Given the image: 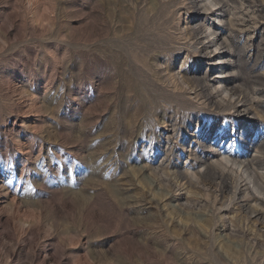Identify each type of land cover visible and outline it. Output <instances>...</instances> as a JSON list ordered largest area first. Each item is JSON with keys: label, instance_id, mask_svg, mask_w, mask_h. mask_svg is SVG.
<instances>
[{"label": "rangeland", "instance_id": "obj_1", "mask_svg": "<svg viewBox=\"0 0 264 264\" xmlns=\"http://www.w3.org/2000/svg\"><path fill=\"white\" fill-rule=\"evenodd\" d=\"M195 2L0 0V264H264V0Z\"/></svg>", "mask_w": 264, "mask_h": 264}, {"label": "bare ground", "instance_id": "obj_2", "mask_svg": "<svg viewBox=\"0 0 264 264\" xmlns=\"http://www.w3.org/2000/svg\"><path fill=\"white\" fill-rule=\"evenodd\" d=\"M214 1V0H213ZM194 3H196L195 2V0H194ZM213 3V2H212ZM205 26V25H204ZM197 29V28H196ZM195 29V30H196ZM194 30V29H193ZM199 32V31H198ZM210 36L211 37H214V40L213 41H211V42H209L210 44H214L215 46H216V49H219V46H222V43L220 44V43H218L219 41H220V39H219V34L215 31H213V33L212 34H210ZM210 37V38H211ZM209 39V38H208ZM198 40V39H197ZM202 40V39H201ZM200 41V40H199ZM199 44H201V45H203V49H207V45L204 43V41H201ZM198 49V48H197ZM196 50V49H195ZM197 51V50H196ZM222 59V58H221ZM190 81V80H189ZM231 97H232V95H231ZM209 99L210 100H212V103H215V105H216V102H215V100H214V98L212 97V94H210L209 95ZM241 102V100H239V102L238 103H240ZM222 103H223V101H222ZM233 103V102H232ZM232 103H228V106H231V108H236L237 110H239L238 109V106L237 105H233ZM227 104V103H226ZM219 107H221V104H217ZM228 106H227V108H228ZM226 107V106H225ZM263 154V153H262ZM245 157V155H243V154H238V153H234V154H231V153H229V152H227L226 153V156H225V158H226V160H227V162H229V163H233L234 165H236L238 168H240V169H243L244 171H245V173L246 172H249L248 170H249V168H251V166H254V165H256L257 163H260V162H264V158L263 159H254L253 161H248V162H246L247 160L245 159H243ZM193 158V157H192ZM254 158V157H253ZM202 164H204L205 165V168H206V170L209 172V174H205V175H200L201 177H202V179H201V181H208L209 180V178H211V179H219L220 180V188H221V190H219V191H221V194L220 195H217L216 196V198H215V200H214V202H213V206H212V208H213V210H214V206L216 207V206H218V205H221V208H222V206L223 205H225L226 207H224V208H228L227 210H239V212H240V210L241 211H243L244 213L246 212V213H248L249 211H251L252 212V214H251V216L252 215H255V216H252L253 218H258V217H260L261 215H262V213H264L263 211H261L260 210V208H258V205L256 206V205H254L253 206V204L251 205V199L253 200V201H259V199H257L256 197H251L250 199L248 198V200L247 199H243L242 197H240V194L242 193V187H241V185H240V182L239 181H237L236 182V180L238 179H236L235 180V178H234V176L232 175V174H228V173H226L225 171H226V169H225V171H220V172H217L216 171V168H218V167H214V165H215V163H214V165L211 163V162H208V161H206V160H203V163ZM227 167V166H226ZM207 171H206V173H207ZM230 171H232V170H230ZM234 172V171H233ZM186 173V172H185ZM188 173V172H187ZM181 174L180 175V178L178 177V179H181V183L182 184H185V186L186 187H188V188H196L197 186L196 185H198L197 183L198 182H194V180H193V177L191 176V173H190V175L189 174ZM234 174V173H233ZM249 174V173H248ZM246 175H247V173H246ZM264 175V174H263ZM235 176H236V174H235ZM239 175H237V177H238ZM250 176V175H249ZM214 177H216V178H214ZM251 177V184L253 183L254 185H255V188H257L258 190H259V188H260V186L259 185H257L256 183H254L255 182V180H256V178L258 179V178H260V177H262V175L261 174H258L257 172H256V174L254 175H251L250 176ZM200 178V177H199ZM241 179V178H240ZM215 181V180H214ZM259 181V180H258ZM179 182V181H178ZM179 182V183H180ZM209 182V181H208ZM218 182V181H217ZM257 182V181H256ZM263 182V181H262ZM201 184V183H200ZM204 184V183H203ZM213 184H215V183H213ZM232 186H231V185ZM181 185V184H180ZM261 185V184H260ZM182 186V185H181ZM232 188H231V187ZM183 187V186H182ZM218 187V186H217ZM218 187V188H219ZM219 188V189H220ZM218 190V189H217ZM229 190H231V191H233V197H231L230 198V200H227V198H229V197H227L229 194ZM261 190H263L262 188H261ZM260 190V191H261ZM218 191V192H219ZM195 192V191H194ZM243 196V195H242ZM244 197V196H243ZM211 201V200H210ZM246 201V202H245ZM209 202V201H208ZM256 202V203H257ZM211 203V202H210ZM219 208L220 209V211H222V209L224 210V211H226L224 208ZM217 209V208H216ZM218 209V210H219ZM215 211V210H214ZM217 211V210H216ZM215 211V212H216ZM223 212V211H222ZM242 212V213H243ZM237 213H238V211H237ZM225 214V213H224ZM240 214V213H239ZM249 214H250V212H249ZM226 215V214H225ZM248 215V214H247ZM251 221V218L249 217V218H247V222L249 223ZM247 223V224H248ZM257 223V222H256Z\"/></svg>", "mask_w": 264, "mask_h": 264}]
</instances>
